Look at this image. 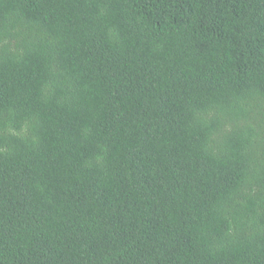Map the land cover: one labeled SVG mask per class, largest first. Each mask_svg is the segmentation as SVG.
Here are the masks:
<instances>
[{"label": "trees", "instance_id": "1", "mask_svg": "<svg viewBox=\"0 0 264 264\" xmlns=\"http://www.w3.org/2000/svg\"><path fill=\"white\" fill-rule=\"evenodd\" d=\"M0 264H264V0H0Z\"/></svg>", "mask_w": 264, "mask_h": 264}]
</instances>
